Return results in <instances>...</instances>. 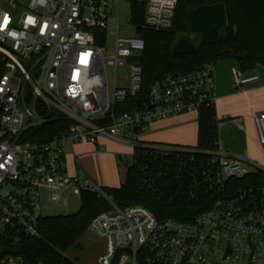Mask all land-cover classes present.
Masks as SVG:
<instances>
[{
	"label": "built area",
	"instance_id": "built-area-1",
	"mask_svg": "<svg viewBox=\"0 0 264 264\" xmlns=\"http://www.w3.org/2000/svg\"><path fill=\"white\" fill-rule=\"evenodd\" d=\"M121 1L0 0V240L18 247L39 238L42 199L59 203L69 189L80 196L93 192L110 205L87 228L105 243L100 264H264V185H230L249 173L244 159L218 143L206 151L142 140L155 122L216 108V64L167 74L140 98L138 60L146 44L131 17L133 35L120 36ZM127 1L144 6L143 29L173 28L175 0ZM127 64L128 84L118 86L116 72ZM233 73L238 88L256 80ZM129 99L138 101L124 107ZM52 122L59 128L51 140L29 139L33 128ZM255 125L264 147V113ZM101 139L132 147L124 166H140L143 187L159 199L175 191L189 206L221 198L198 215L186 211L183 219H158L140 205L121 208L84 171L72 176L66 168V149L75 153L76 145ZM0 264L26 261L8 254Z\"/></svg>",
	"mask_w": 264,
	"mask_h": 264
},
{
	"label": "trees",
	"instance_id": "trees-1",
	"mask_svg": "<svg viewBox=\"0 0 264 264\" xmlns=\"http://www.w3.org/2000/svg\"><path fill=\"white\" fill-rule=\"evenodd\" d=\"M174 26L170 31L152 32L142 28L145 8L132 3L131 20L136 34L144 39L146 48L138 62L143 67L144 97L150 85L167 74L190 72L197 67L220 61L238 63L242 72L264 66V0H175ZM194 37L196 55L174 57L173 48L181 38ZM138 98V99H140ZM138 101L129 99L124 107ZM123 106L120 105V107ZM197 147L214 151L218 143L216 108H204L198 116ZM55 122L33 128L30 140L48 141L58 133ZM34 132L35 134H32ZM255 171L231 182L236 189L264 185V169L254 165ZM107 195L121 208L145 206L158 219H183V214L198 215L210 208L220 196L201 199L192 206L185 203L183 192L168 199H159L152 190L143 187L140 166L127 170L126 181L119 188H104ZM184 195V194H183ZM79 212L57 217H44L39 238L28 239L18 247L0 240V258L5 255L22 256L26 264H73L65 254L84 237L91 220L108 211V202L93 192L81 193Z\"/></svg>",
	"mask_w": 264,
	"mask_h": 264
},
{
	"label": "crops",
	"instance_id": "crops-1",
	"mask_svg": "<svg viewBox=\"0 0 264 264\" xmlns=\"http://www.w3.org/2000/svg\"><path fill=\"white\" fill-rule=\"evenodd\" d=\"M234 70L240 71L243 78L256 80L238 88L235 86ZM216 71L218 145L231 155L244 159L245 165L264 168V147L259 144L255 125V116L264 113V66L259 65L252 71L242 72L238 63L225 60L216 64ZM192 115H195L196 119L193 120ZM198 116L197 113H188L155 122L142 140L149 143L196 147L199 132ZM114 142L118 141L101 139L98 145L90 146L98 153L95 157L100 158L105 150L104 144ZM71 151L77 161L76 151L75 153L72 149ZM80 171L89 175L77 162L76 173L70 175L75 176ZM125 181L126 178L124 183ZM122 184L108 188H119Z\"/></svg>",
	"mask_w": 264,
	"mask_h": 264
},
{
	"label": "rangeland",
	"instance_id": "rangeland-1",
	"mask_svg": "<svg viewBox=\"0 0 264 264\" xmlns=\"http://www.w3.org/2000/svg\"><path fill=\"white\" fill-rule=\"evenodd\" d=\"M112 16H117V8L112 6ZM118 20L122 29L120 36H131L133 31L130 29V17L132 12V3L127 0H123L118 4ZM194 40V37H190ZM196 44V43H195ZM107 55L113 53L111 49H107ZM128 64L120 67L117 72V85L126 86L128 84L129 77ZM109 83L110 88L114 87L115 83V71H109ZM192 119H196L195 115H192ZM105 150L102 157H95L96 149H93L90 144L82 143L75 146V151L78 155L77 161L74 158V154L71 152V148L66 149L67 158V171L69 174L76 173V162L92 177H90L101 188H108L112 185L124 184V180L127 174L126 164L131 161L132 149L130 146L124 143H109L104 144ZM102 153V152H101ZM249 173L255 171L253 166L243 165L242 167ZM82 206L81 196L74 193L69 189L63 190L61 201L59 203H53L48 200L46 196L42 199V214L44 217H57L63 215H70L79 212ZM105 254V243L103 240L93 237L90 233L86 232L84 237L71 248L65 256L73 264H100L102 257Z\"/></svg>",
	"mask_w": 264,
	"mask_h": 264
},
{
	"label": "water",
	"instance_id": "water-1",
	"mask_svg": "<svg viewBox=\"0 0 264 264\" xmlns=\"http://www.w3.org/2000/svg\"><path fill=\"white\" fill-rule=\"evenodd\" d=\"M114 24H112L113 26ZM113 36H111V43L113 42ZM198 49L193 42L192 38H181L175 44L172 54L174 57L183 56V55H196Z\"/></svg>",
	"mask_w": 264,
	"mask_h": 264
},
{
	"label": "snow or ice",
	"instance_id": "snow-or-ice-1",
	"mask_svg": "<svg viewBox=\"0 0 264 264\" xmlns=\"http://www.w3.org/2000/svg\"><path fill=\"white\" fill-rule=\"evenodd\" d=\"M29 22H31V20H30ZM4 23H5V24H7V18H5V21H4Z\"/></svg>",
	"mask_w": 264,
	"mask_h": 264
}]
</instances>
